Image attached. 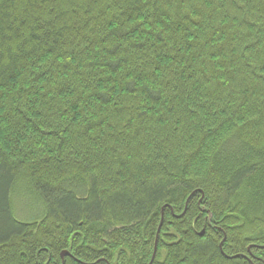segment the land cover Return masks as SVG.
<instances>
[{
    "label": "trees",
    "instance_id": "16d2710c",
    "mask_svg": "<svg viewBox=\"0 0 264 264\" xmlns=\"http://www.w3.org/2000/svg\"><path fill=\"white\" fill-rule=\"evenodd\" d=\"M0 264H264V0H0Z\"/></svg>",
    "mask_w": 264,
    "mask_h": 264
},
{
    "label": "rangeland",
    "instance_id": "374dc122",
    "mask_svg": "<svg viewBox=\"0 0 264 264\" xmlns=\"http://www.w3.org/2000/svg\"><path fill=\"white\" fill-rule=\"evenodd\" d=\"M34 200L24 198L22 193H18L13 199V213L18 220H28L33 215Z\"/></svg>",
    "mask_w": 264,
    "mask_h": 264
},
{
    "label": "water",
    "instance_id": "95a60500",
    "mask_svg": "<svg viewBox=\"0 0 264 264\" xmlns=\"http://www.w3.org/2000/svg\"><path fill=\"white\" fill-rule=\"evenodd\" d=\"M66 255H68L67 252H62V253H61V258H63V257L66 256Z\"/></svg>",
    "mask_w": 264,
    "mask_h": 264
}]
</instances>
